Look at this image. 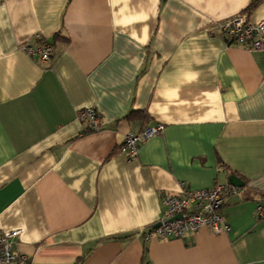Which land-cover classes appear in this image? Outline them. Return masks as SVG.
I'll use <instances>...</instances> for the list:
<instances>
[{"label":"crops","instance_id":"0c3cea01","mask_svg":"<svg viewBox=\"0 0 264 264\" xmlns=\"http://www.w3.org/2000/svg\"><path fill=\"white\" fill-rule=\"evenodd\" d=\"M251 2L0 0V231L22 230L28 264H264V49L218 27ZM156 123L128 160L126 133ZM232 175L228 232L146 239L164 193Z\"/></svg>","mask_w":264,"mask_h":264},{"label":"built area","instance_id":"2783aa9c","mask_svg":"<svg viewBox=\"0 0 264 264\" xmlns=\"http://www.w3.org/2000/svg\"><path fill=\"white\" fill-rule=\"evenodd\" d=\"M218 27L231 43L255 50L264 49V19L253 23L249 20L248 14L242 12L218 23ZM36 38L39 44L37 46L26 44V51L31 55L38 54L43 61L50 60L54 52L53 45L45 38L40 36ZM79 119L87 123L92 130L98 129L101 125L100 116L93 107L79 111ZM165 127L164 123H156L138 132H128L119 150L128 160H135L139 155L141 143L161 135ZM238 190L239 186L230 181L205 188H192L182 181L178 193L162 195L163 214L157 225L146 232V239L180 238L203 226H209L215 233L228 232L231 227L224 212L225 199ZM255 213L257 219L264 220V203L256 204ZM21 232V229L0 231V264L29 263L28 255L14 248V242Z\"/></svg>","mask_w":264,"mask_h":264},{"label":"trees","instance_id":"16d2710c","mask_svg":"<svg viewBox=\"0 0 264 264\" xmlns=\"http://www.w3.org/2000/svg\"><path fill=\"white\" fill-rule=\"evenodd\" d=\"M262 0H252V2L250 3V5L248 6L247 8V12L253 10ZM246 12V11H245ZM246 12V13H247ZM141 113L138 112V111H132L130 114H129V117H135V116H141L140 115Z\"/></svg>","mask_w":264,"mask_h":264},{"label":"water","instance_id":"95a60500","mask_svg":"<svg viewBox=\"0 0 264 264\" xmlns=\"http://www.w3.org/2000/svg\"><path fill=\"white\" fill-rule=\"evenodd\" d=\"M233 184L237 185V186H241L243 185L244 181L241 180L239 177H237L236 175H232L230 176V179H229ZM180 216V215H179ZM157 225V224H156Z\"/></svg>","mask_w":264,"mask_h":264}]
</instances>
